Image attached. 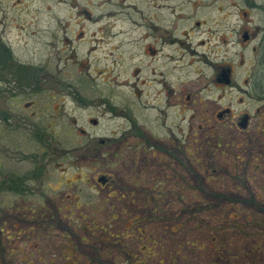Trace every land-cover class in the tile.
<instances>
[{"label":"rangeland","instance_id":"obj_1","mask_svg":"<svg viewBox=\"0 0 264 264\" xmlns=\"http://www.w3.org/2000/svg\"><path fill=\"white\" fill-rule=\"evenodd\" d=\"M163 22L191 94L165 117L148 52ZM0 37L41 80L0 97V170L35 176L0 195V264H264V0H0ZM216 64L230 86L209 84Z\"/></svg>","mask_w":264,"mask_h":264},{"label":"flooded vegetation","instance_id":"obj_2","mask_svg":"<svg viewBox=\"0 0 264 264\" xmlns=\"http://www.w3.org/2000/svg\"><path fill=\"white\" fill-rule=\"evenodd\" d=\"M165 23L163 22L162 28L161 27H152L150 31V36H151V42L148 45V52H149V57H150V86L151 89L154 92V97L157 99V105L159 107H156V109H159V112L162 113V117H165V103L166 100L168 101L169 98H174V101H181V107L183 110L187 108V103L188 100L190 99V92H189V87H188V82H187V76H186V71H185V66H183V54L181 53V50H177L178 54L173 55L172 51L169 49H172V45L174 42L178 44V47L182 49V46L184 45V42L182 40L178 39H171V36H169L168 28L164 27ZM186 47L189 50L194 51L193 48ZM196 51V50H195ZM201 54L199 55V57ZM176 61V62H174ZM212 70V76L209 79V84L214 87V88H220L222 86H230L232 83V69L230 67L222 66L219 64L216 65H210L209 66ZM179 72V74H177ZM175 79V80H174ZM174 80V81H173ZM187 82V83H186ZM207 84V83H206ZM16 85V84H15ZM12 85L8 84V82H5L3 84L2 82L0 83V89H10ZM17 87V86H16ZM12 89V91H16L17 88ZM203 89L207 88L206 86L202 87ZM6 94V93H5ZM4 99H7V95H3ZM164 106V109H162V104ZM217 110L213 111L214 116L213 120L217 122L218 119H220L222 116L223 111H218ZM225 112L230 113V109L226 108ZM231 116V115H230ZM245 117V119H243ZM248 114L244 113L239 117V121L237 124H239L242 129L247 127L246 123H248ZM165 118L161 119L160 125H163ZM95 121V123H93ZM187 121V118H186ZM90 122L93 124H96V120L90 119ZM189 124H185L184 128L185 131L182 129L181 126V121H180V132L179 130L175 127L176 132L179 134V138L174 134L173 129L169 128L171 131L170 133V139L175 140L176 142V147H181L182 148V153H185L187 155V145H184V138H187V131L189 129ZM136 127V126H135ZM197 128L199 127L203 131L206 129L202 127L201 124H198L196 126ZM137 130V129H136ZM81 133H85L86 131L84 129H80ZM177 137H175L174 135ZM108 139H102L100 138L99 141L103 145L105 144V141H108ZM180 141V142H179ZM162 141L158 137L155 139L152 145V150L150 152L151 156V161L154 164V168L156 169V175L158 176L159 173L162 175L163 178H168V173L169 170L171 169V164H172V156L168 155V150L167 146L171 143ZM172 142V141H171ZM181 144V145H180ZM177 149V148H176ZM35 170H37V177L40 175V166H38ZM109 176V175H108ZM95 180V178H94ZM108 182V177H106L104 174H101V176L96 177V184L101 186L105 185ZM29 193V191L25 192L22 195H17V196H25ZM128 257H131L132 255H127Z\"/></svg>","mask_w":264,"mask_h":264},{"label":"trees","instance_id":"obj_3","mask_svg":"<svg viewBox=\"0 0 264 264\" xmlns=\"http://www.w3.org/2000/svg\"><path fill=\"white\" fill-rule=\"evenodd\" d=\"M38 70L36 66L17 61L10 47L0 37V83L5 84V82H8L12 85L13 90L17 86L18 93L32 94V92L40 90L41 80L38 76ZM11 88L8 90L0 89V97H4L3 95L12 96L9 94H12ZM9 114L5 108L0 107V121L8 122ZM31 174H37V170L32 171ZM34 177L26 173H6L0 170V195L2 192L14 195L24 194L29 191L27 185L29 178Z\"/></svg>","mask_w":264,"mask_h":264},{"label":"water","instance_id":"obj_4","mask_svg":"<svg viewBox=\"0 0 264 264\" xmlns=\"http://www.w3.org/2000/svg\"><path fill=\"white\" fill-rule=\"evenodd\" d=\"M244 37L246 38V35H244ZM245 117H246V116H244V118H243V119H245ZM93 123H95V121H93Z\"/></svg>","mask_w":264,"mask_h":264}]
</instances>
